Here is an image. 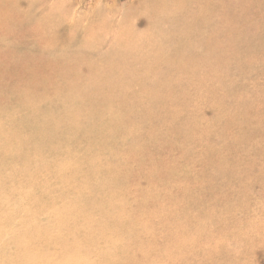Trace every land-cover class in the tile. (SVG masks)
Here are the masks:
<instances>
[{
    "label": "bare ground",
    "instance_id": "1",
    "mask_svg": "<svg viewBox=\"0 0 264 264\" xmlns=\"http://www.w3.org/2000/svg\"><path fill=\"white\" fill-rule=\"evenodd\" d=\"M94 1L0 0V125L9 128L0 129V186L25 180V175L16 172L18 166L23 167L29 176L28 183L21 185L25 204L44 216L37 218L19 211L12 216L20 215L29 223L22 231L31 238L24 244L49 254L45 260L18 264H158L156 255L160 252L166 258L172 256L169 241L180 246L190 241V236L175 233L160 245L134 240V249L148 250L140 256L122 246L132 242L131 235L139 230L152 234L147 219L156 218L158 213L169 210L173 215L184 206L208 202L207 195L186 202L188 168L175 161L168 169L159 167L160 162L147 155L142 145H126L134 155L125 158L124 167L104 169V163L118 153L109 156L105 152L102 158L98 150L120 142L122 128L130 124L125 119L128 94L115 83L126 80V73L115 72L117 66L113 68L110 63L119 64L122 53L168 52L171 48L165 44L174 47V39L183 44L187 41L191 47V38L196 36L200 43L212 17L220 18L228 7H236L235 0H127L122 7L99 0L89 8L88 15L79 12ZM60 43L64 49L77 48L79 56L58 52ZM89 43L101 52L114 53L109 59L101 57L105 61L100 71L88 68L82 58ZM6 52H10L9 60ZM108 65L111 75L106 71ZM86 84L93 86L91 92ZM146 89L140 86L138 91ZM109 126L119 131L107 132ZM24 135L28 137L24 139ZM131 136L125 139H133ZM41 145L61 152L54 154L56 163L36 172L38 159L50 161L53 157L40 151ZM76 158L75 164L69 162ZM146 166H153L155 182L167 178L165 182L173 185L177 193L173 191L171 205L154 207L157 199L149 196L152 190H138L132 200L125 198L129 189L121 185L147 175ZM180 180L185 184L178 185ZM169 190L162 194L168 196ZM180 192L182 196L177 198ZM51 206L57 208L53 215L45 213ZM1 207L5 205L0 203ZM6 209L11 207L7 205ZM9 215L0 212V222L6 226L13 223L6 221ZM39 224L47 228L42 230ZM6 226L0 228V244L17 237L18 232H12L11 227L8 231ZM50 230L65 234L66 239H48ZM39 239L45 243L39 245ZM99 240L107 243L104 249L94 247ZM23 255L27 256L25 250Z\"/></svg>",
    "mask_w": 264,
    "mask_h": 264
},
{
    "label": "rangeland",
    "instance_id": "2",
    "mask_svg": "<svg viewBox=\"0 0 264 264\" xmlns=\"http://www.w3.org/2000/svg\"><path fill=\"white\" fill-rule=\"evenodd\" d=\"M98 1L88 3L79 12L88 15L89 8ZM108 1L122 7L127 0ZM234 4L237 6L228 7L220 18L212 17L207 32L200 30L205 32L200 43L196 36L191 38V47L187 41L183 44L174 39V47L165 44L171 48L168 52L122 53L119 64L109 62L113 68L117 66L115 72L126 73V80L115 83L128 94L125 119L130 124L121 129L120 142L99 148L102 158L105 152L109 156L118 153L103 168L124 167L125 158L134 155L126 145H142L147 155L160 162L159 167L168 169L175 161L188 168L186 202L205 198L202 195L208 197L204 207L200 203L196 207L184 206L173 215L167 210L147 219L154 232L139 230L131 235L132 242L122 246L134 256L148 252L143 247L134 249V240L160 245L167 242L168 236L185 232L190 241L180 246L169 241L172 256L166 258L160 252L156 255L158 264H264V0H235ZM62 44L58 52L79 56L77 48L64 49ZM174 49L178 52H170ZM9 54L5 53L6 60ZM113 56V52L96 49L93 43L82 52L88 68L96 71L104 67L101 57ZM111 66L107 67L108 75L112 74ZM85 86L92 91L93 86ZM140 86L147 88L145 92L138 91ZM115 127H107V132L119 131ZM0 129L9 130L5 124ZM130 136L133 139H125ZM38 149L53 157L50 161L38 159L36 172L56 163L54 154L61 152L46 145ZM69 162L75 164L77 158ZM145 169L147 175L121 185L129 189L125 198L132 200L138 190H152L149 196L157 199L154 207L171 205V196L177 193L173 185L165 182L167 178L155 182L153 166ZM16 172L25 175V180L0 186V203L5 205L0 212L11 214L6 221L14 220L8 226L0 222V228L6 226L9 231L11 227L12 232H18L16 238L9 237L0 244V264L32 263L49 255L24 244L25 239L31 238L22 231L29 223L20 215L12 216L17 211L37 218L44 216L25 204L21 185L28 183L29 176L22 166ZM153 182L155 186L151 187ZM179 182L178 185L185 184ZM169 188L168 196L162 194ZM181 196L182 192L177 198ZM7 205L11 209H6ZM56 212V206L45 211L50 215ZM48 224L56 227L54 222ZM38 228L44 230L47 225L39 224ZM59 234L50 230L47 238L66 239L65 234ZM38 243L44 244L45 240L39 239ZM106 246L104 240H99L94 247ZM24 250L27 256L23 255Z\"/></svg>",
    "mask_w": 264,
    "mask_h": 264
}]
</instances>
